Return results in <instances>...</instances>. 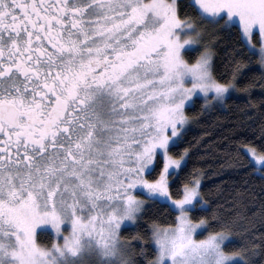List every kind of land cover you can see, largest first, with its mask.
<instances>
[{
  "label": "snow or ice",
  "instance_id": "1",
  "mask_svg": "<svg viewBox=\"0 0 264 264\" xmlns=\"http://www.w3.org/2000/svg\"><path fill=\"white\" fill-rule=\"evenodd\" d=\"M208 26L240 35L227 82L199 49ZM252 57L264 69V0H0V264H137L121 233L144 194L179 213L153 224L149 264H256L264 237L226 243L236 220L214 216L219 230L198 238V175L176 199L169 184L187 155L172 154L186 104H224ZM245 147L264 174V144ZM49 226L62 243L38 242Z\"/></svg>",
  "mask_w": 264,
  "mask_h": 264
},
{
  "label": "trees",
  "instance_id": "2",
  "mask_svg": "<svg viewBox=\"0 0 264 264\" xmlns=\"http://www.w3.org/2000/svg\"><path fill=\"white\" fill-rule=\"evenodd\" d=\"M188 0H180L186 4ZM190 11V10H189ZM183 15V12L181 13ZM213 54V75L221 82L232 79L234 57L241 51L237 29L221 28L208 33ZM252 57L244 71L246 77L237 76V95L230 96L223 107L202 110V102L194 103L185 113L191 125L179 144L172 148L174 156L187 149L185 162L177 174L170 178L173 199L179 198L183 185L194 175L201 177V201H207V211L195 207L189 212L194 220L208 221L206 232L218 231L219 222L213 217L236 220L237 224L227 242L229 249H238L249 240L261 243L264 237V175L253 171L249 158L243 151L245 145L256 147L264 144V69ZM248 69H251L249 71ZM244 89H247L246 91ZM162 167L159 160L157 174ZM255 213V215H253ZM176 213L167 204L149 200L139 219L121 233L122 242L135 245L134 259L137 264H149L155 257L151 226L174 225ZM51 236L40 232L38 242L51 245ZM141 247L144 253L140 254ZM252 258L256 264H264V256Z\"/></svg>",
  "mask_w": 264,
  "mask_h": 264
},
{
  "label": "rangeland",
  "instance_id": "3",
  "mask_svg": "<svg viewBox=\"0 0 264 264\" xmlns=\"http://www.w3.org/2000/svg\"><path fill=\"white\" fill-rule=\"evenodd\" d=\"M222 27L221 26H216V27H211V26H208L207 27V30L204 32V38H203V42L201 43V45H199V49H200V51H203L204 50V48H205V46H207L210 50H211V48H210V40H209V36H208V33L209 32H211V31H215L216 29H221ZM256 40L258 41L259 40V36H258V34H257V36H256ZM257 47H259V44H257ZM186 59H189L190 61H194V59H195V55H193V56H188V57H186ZM259 67H260V65H259ZM261 69V68H260ZM238 93H237V91L236 90H233L232 92H231V96H236ZM193 99H196L195 97H193ZM201 102H202V105H203V98L201 97L200 99H199ZM193 105V103H191V102H189L188 104H186V106H185V111H186V109H188V108H190L191 106ZM216 107H223V104L222 105H218V106H216ZM209 109H211V108H209ZM208 109V110H209ZM191 119L189 118L188 119V122H187V124L184 126V132H186L187 130H188V128L190 127V125H191ZM243 151L245 152V154L247 153V148H244L243 149ZM248 156V158H249V160H251L252 158H251V156L250 155H247ZM162 161H163V157L161 156L160 157V162H161V165H162ZM184 162H185V158H184V161L182 162V165L184 164ZM253 163H254V161H253ZM176 172H178V170H176ZM257 173H259V174H262V173H260V172H257ZM264 175V174H263ZM200 177V176H199ZM201 178V177H200ZM144 199H145V206L149 203V200L150 199H148L147 198V195L146 194H144ZM151 201V200H150ZM203 203V202H202ZM165 204H167L168 206L169 205H171V201H167V203H165ZM196 207H201V205H197ZM173 211H175V213H176V217L179 215V213H178V210H176L175 209V206H172V207H170ZM195 208V207H194ZM194 208H191L190 210H189V212L191 211V210H193ZM175 222H176V220H175ZM134 225V223H132V222H128L127 223V227H131V226H133ZM164 227V226H163ZM66 229H69V226L68 225H63L62 226V234L63 235H67L68 234V231L66 230ZM38 231H40V230H38ZM40 232H47L50 236H51V244L53 243V242H55L57 239H59V241L62 243L63 242V236L61 235L59 238L57 237V235H56V233L54 232V230H52L51 228H50V226L46 229V230H44V231H40ZM151 232H152V226H151ZM204 235H207V232L206 231H204L203 232V234L201 235V236H199L198 238H203V236ZM231 240V236L229 237V240L228 241H226V243L227 242H229ZM152 245H153V247H154V249H155V244H154V241L152 240ZM51 246V245H50ZM49 246V247H50Z\"/></svg>",
  "mask_w": 264,
  "mask_h": 264
}]
</instances>
